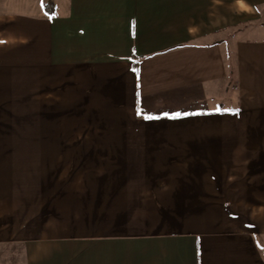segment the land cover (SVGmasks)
I'll return each mask as SVG.
<instances>
[{
	"label": "crops",
	"instance_id": "0c3cea01",
	"mask_svg": "<svg viewBox=\"0 0 264 264\" xmlns=\"http://www.w3.org/2000/svg\"><path fill=\"white\" fill-rule=\"evenodd\" d=\"M10 7L0 264H264V0Z\"/></svg>",
	"mask_w": 264,
	"mask_h": 264
},
{
	"label": "rangeland",
	"instance_id": "374dc122",
	"mask_svg": "<svg viewBox=\"0 0 264 264\" xmlns=\"http://www.w3.org/2000/svg\"><path fill=\"white\" fill-rule=\"evenodd\" d=\"M27 1V2H26ZM28 0H11V10L23 12L25 4ZM49 1L45 2V5ZM51 3V2H50ZM20 115L18 111H3L0 110V133H25L34 132V127L25 125L20 121ZM239 209V214L244 215L247 222L264 223V206H249V207H236ZM13 263L17 262L16 258H12Z\"/></svg>",
	"mask_w": 264,
	"mask_h": 264
},
{
	"label": "trees",
	"instance_id": "16d2710c",
	"mask_svg": "<svg viewBox=\"0 0 264 264\" xmlns=\"http://www.w3.org/2000/svg\"><path fill=\"white\" fill-rule=\"evenodd\" d=\"M45 9H46V12H47L49 15H52V10H53L52 3L46 4V5H45Z\"/></svg>",
	"mask_w": 264,
	"mask_h": 264
},
{
	"label": "snow or ice",
	"instance_id": "6c2138e0",
	"mask_svg": "<svg viewBox=\"0 0 264 264\" xmlns=\"http://www.w3.org/2000/svg\"><path fill=\"white\" fill-rule=\"evenodd\" d=\"M149 119H151L152 117H148Z\"/></svg>",
	"mask_w": 264,
	"mask_h": 264
}]
</instances>
